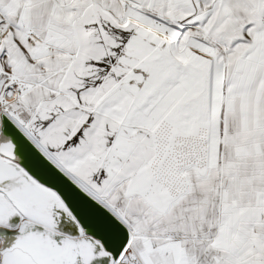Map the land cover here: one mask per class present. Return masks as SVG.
Segmentation results:
<instances>
[{"label": "snow or ice", "instance_id": "snow-or-ice-1", "mask_svg": "<svg viewBox=\"0 0 264 264\" xmlns=\"http://www.w3.org/2000/svg\"><path fill=\"white\" fill-rule=\"evenodd\" d=\"M0 264H264V0H0Z\"/></svg>", "mask_w": 264, "mask_h": 264}]
</instances>
